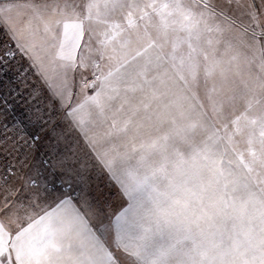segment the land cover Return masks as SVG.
I'll return each mask as SVG.
<instances>
[{"label": "snow or ice", "instance_id": "6c2138e0", "mask_svg": "<svg viewBox=\"0 0 264 264\" xmlns=\"http://www.w3.org/2000/svg\"><path fill=\"white\" fill-rule=\"evenodd\" d=\"M0 264H264V0H0Z\"/></svg>", "mask_w": 264, "mask_h": 264}, {"label": "rangeland", "instance_id": "374dc122", "mask_svg": "<svg viewBox=\"0 0 264 264\" xmlns=\"http://www.w3.org/2000/svg\"><path fill=\"white\" fill-rule=\"evenodd\" d=\"M97 185H99V188L102 190L101 194L108 193L112 187L111 184L108 182V179L105 175L101 173H93V178H92V190L93 191L97 190ZM76 194H78V190Z\"/></svg>", "mask_w": 264, "mask_h": 264}, {"label": "crops", "instance_id": "0c3cea01", "mask_svg": "<svg viewBox=\"0 0 264 264\" xmlns=\"http://www.w3.org/2000/svg\"><path fill=\"white\" fill-rule=\"evenodd\" d=\"M258 2H259V0H258Z\"/></svg>", "mask_w": 264, "mask_h": 264}]
</instances>
